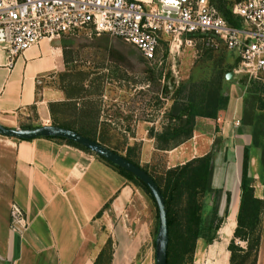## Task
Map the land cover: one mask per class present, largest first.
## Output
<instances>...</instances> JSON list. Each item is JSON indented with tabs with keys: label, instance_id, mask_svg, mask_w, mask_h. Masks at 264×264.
<instances>
[{
	"label": "crops",
	"instance_id": "obj_1",
	"mask_svg": "<svg viewBox=\"0 0 264 264\" xmlns=\"http://www.w3.org/2000/svg\"><path fill=\"white\" fill-rule=\"evenodd\" d=\"M65 43L64 38L42 41L15 58L11 66L6 54L0 50V125L6 127V123H12L9 119L28 117V110L33 109L38 119L32 129L50 125L69 126L83 137L94 139V142L114 151L107 146L106 139L111 131L114 132L116 119H104L94 98L90 99V106H80L76 103L80 99L73 100L71 92L60 89L53 93L52 88L45 86L65 70ZM240 114L237 101L230 100L217 120L220 130L217 135L221 138L222 147L213 155L215 179L212 187L225 193L218 207L222 223L212 244L206 246L202 239L197 241L196 264L201 257L206 264H218L214 255L218 244H224L227 253L225 264H229L227 247L233 239L236 221L230 235L223 236L222 230L231 212L237 216L240 168L239 172L237 169L241 165L239 159L242 161L244 147L251 142L250 135L241 133L236 126V122L240 123ZM209 126L204 131L195 127L190 140L169 151L156 150L154 138L144 136L147 131L142 134L138 131L137 136L129 141L141 143L144 153L146 150L150 155L152 152L166 154V169H169L213 152L212 148L218 144L214 145L216 134L213 126ZM6 139L9 141L0 144V264H106L98 258H102L108 241L112 242L113 250L108 264H121L117 261L120 254L115 246L120 240L116 214L128 202L132 191L118 171L102 157L66 141ZM227 140L233 144L224 143ZM257 152L252 150L250 155V176L255 183H259L260 174V170L255 171L257 165L260 169ZM235 154L239 155V165L233 168ZM8 155L12 157L10 167L5 164ZM224 161L228 165L225 166ZM234 176L238 177L236 181ZM3 189H8L6 198L3 197ZM257 193L255 190L256 196L261 198V190ZM226 194L230 197L229 203ZM12 206L21 212L19 224L13 223ZM156 247L155 243V252ZM139 264H155V254L150 251ZM256 264H264V233Z\"/></svg>",
	"mask_w": 264,
	"mask_h": 264
},
{
	"label": "rangeland",
	"instance_id": "obj_2",
	"mask_svg": "<svg viewBox=\"0 0 264 264\" xmlns=\"http://www.w3.org/2000/svg\"><path fill=\"white\" fill-rule=\"evenodd\" d=\"M227 1L231 3L230 7L238 3L237 0ZM64 41L66 42L65 70L56 80L46 83L45 86L52 88L53 93L62 88L76 87L71 91V95L80 99L76 101L80 106H90V99L94 98L93 101L100 108L104 119L110 121L116 119L117 126H114V132L111 131L106 139L107 146L122 157L126 155L127 150L132 149L133 159L154 176H159L166 170V154L151 151L152 155H150L146 150L144 153L141 143L129 141L130 138H135L138 131L139 134L147 131L144 136L154 138V148L158 150L155 137L169 125L167 114L174 105L184 104L191 97L195 101H208L207 99L219 88L222 95L229 97V101H237L241 113L242 103L246 102L248 96L247 89L252 86L250 81L245 84L240 82L243 76L237 75L234 71L233 55L227 51L211 52L209 50L211 47L199 40H195L194 45L191 46L183 45L179 53L174 56L166 53L164 49V54L158 55L153 62L144 60L133 46L109 35L95 36L83 31L73 37H65ZM229 73L233 74V79L226 81L225 76ZM27 115L28 117L23 119H9L12 123H6L5 128H34L38 119L37 113L30 109ZM217 120L196 119L195 127L198 131H204L210 127L209 125L213 126L216 134L214 145L218 144L216 146L218 151L222 147V141L217 135L220 131ZM15 121H18V124ZM144 136L143 138H146ZM2 137L0 136V144L9 141ZM230 142L231 140H227L224 143L232 145L233 142ZM256 154L260 156L261 151L258 150ZM238 158L239 155L235 154L233 168L239 165V160L241 164V159ZM5 164L7 167L12 165L10 155L6 158ZM223 164L226 166L228 162L224 161ZM239 168L241 169V165L237 169L238 172ZM258 170L260 169L257 165L255 171ZM234 178L236 181L238 177L234 176ZM213 179H215L214 175ZM126 184L131 189L132 195L116 214L120 234V240L115 244L120 254V257L117 256V261L121 264H139L150 251L153 255L156 254L157 212L153 202L141 188L127 181ZM254 186L257 195L260 190L263 194L262 180L254 183ZM212 189L220 191L219 199L216 203L214 200L216 194H209L204 198V220L208 219L212 206L217 204L218 210L220 198L225 196L221 189L213 187ZM3 194L6 198L9 195L8 189H3ZM227 197L230 198L229 195ZM243 244L239 245L245 246ZM106 246L109 247V252L105 253L102 262L108 264L112 260V242L108 241ZM192 262L196 264L194 258ZM205 262L201 257L197 264H206Z\"/></svg>",
	"mask_w": 264,
	"mask_h": 264
},
{
	"label": "built area",
	"instance_id": "obj_3",
	"mask_svg": "<svg viewBox=\"0 0 264 264\" xmlns=\"http://www.w3.org/2000/svg\"><path fill=\"white\" fill-rule=\"evenodd\" d=\"M232 14L239 26L209 0H0V50L11 66L42 41L84 31L119 39L153 62L164 49L174 56L199 40L233 55L237 75L264 83V0H241ZM11 215L21 223L15 206Z\"/></svg>",
	"mask_w": 264,
	"mask_h": 264
},
{
	"label": "trees",
	"instance_id": "obj_4",
	"mask_svg": "<svg viewBox=\"0 0 264 264\" xmlns=\"http://www.w3.org/2000/svg\"><path fill=\"white\" fill-rule=\"evenodd\" d=\"M239 1L241 0H237V2ZM209 2L230 25L239 26V19L233 16L232 8L234 6L230 7V2L227 0H209ZM209 50L214 53L216 51L225 52L223 48L217 50L211 48ZM249 81L252 86L247 89L246 102L242 103L240 131L250 135L251 142L250 145L244 147L242 153L240 199L236 216V228L233 239L227 247L230 254L229 264H256L261 236L264 233V83L256 82L257 80H248L246 77L240 80L243 84ZM75 88L73 86L68 87L69 91L66 88H62V91L71 92ZM210 98H205L208 101H195L191 97L184 104L174 105L173 109L167 114L170 120L169 125L155 137L157 149L168 151L190 140L195 130L196 119L216 121L226 110L229 97L222 95L218 88ZM73 100L77 99L73 97ZM59 126L83 136V134L69 126ZM47 139L57 140L59 138ZM59 140L66 141L70 145L90 152L72 141ZM93 141L95 140L93 139ZM252 150L261 151L259 156V182L263 181L261 198L256 196L255 180L250 176V155ZM112 152L118 154L115 151ZM215 152H217L216 148L213 152L203 157L166 169L159 176H154L139 166L138 161L133 159L132 149L126 151L124 158L133 165L140 167L155 182L163 197L167 211L168 227L166 264H192L197 241L202 239L204 244L208 246L216 239V233L222 223V219L218 217L217 204L210 208L208 219L204 220L203 217L204 198L209 194H216L214 200L218 201L220 194V191L212 189L213 153ZM105 162L116 169L127 182L141 188L149 196L156 208L158 222L159 217L155 200L143 182L129 172L114 166L106 160ZM237 242H242L245 246L241 247ZM108 252L109 247H104L102 258H98V260L103 259L105 253Z\"/></svg>",
	"mask_w": 264,
	"mask_h": 264
},
{
	"label": "water",
	"instance_id": "obj_5",
	"mask_svg": "<svg viewBox=\"0 0 264 264\" xmlns=\"http://www.w3.org/2000/svg\"><path fill=\"white\" fill-rule=\"evenodd\" d=\"M232 79V73L226 75L227 81H231ZM0 136L21 141H31L38 138H59L69 140L102 157L114 166L134 175L149 189L155 200L159 217L155 264H166L168 247L167 211L163 197L157 185L140 167L133 165L124 157L113 153L111 150L97 142L83 137L76 132L53 125L43 126L36 129H10L0 125Z\"/></svg>",
	"mask_w": 264,
	"mask_h": 264
},
{
	"label": "bare ground",
	"instance_id": "obj_6",
	"mask_svg": "<svg viewBox=\"0 0 264 264\" xmlns=\"http://www.w3.org/2000/svg\"><path fill=\"white\" fill-rule=\"evenodd\" d=\"M235 216H236V213L234 211L230 213V216L226 222V225L224 226V228L222 230V233L224 234L223 236L230 235L232 228L234 226V223L236 221ZM223 245L224 244H218V246L216 247V249H217L216 253L214 254L215 256H217L218 264H225V262H226L227 253L224 251Z\"/></svg>",
	"mask_w": 264,
	"mask_h": 264
}]
</instances>
